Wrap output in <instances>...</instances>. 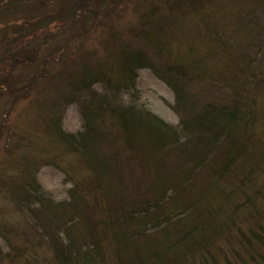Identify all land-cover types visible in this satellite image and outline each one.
I'll return each instance as SVG.
<instances>
[{"label": "trees", "instance_id": "16d2710c", "mask_svg": "<svg viewBox=\"0 0 264 264\" xmlns=\"http://www.w3.org/2000/svg\"><path fill=\"white\" fill-rule=\"evenodd\" d=\"M138 1L135 25L103 42L107 62L94 60L71 75L48 79L49 59L85 34L87 13L96 15L114 0L69 2L66 15L78 22L77 34L71 31L44 53L31 20L28 34L22 26L17 33L19 45L2 47L0 62L10 47L16 50L7 59L14 75L0 78V99L27 98L40 79L52 83L53 116L46 117L54 126L46 133L83 162L87 179L73 180L69 198L55 202L26 161L24 181L8 192L25 227L14 225L8 256L14 264H264V132L253 133L264 120V18L234 14L227 22L225 0ZM229 1L238 11L239 4L264 8V0ZM172 14L201 22L192 24L196 34ZM173 26L190 35L187 45L166 32ZM214 26L215 35L206 37ZM225 27L230 34L220 36ZM42 57L41 70L35 69ZM141 68L173 91L177 125L136 100L123 101ZM72 103L83 121L76 133L64 131L57 114ZM124 158L140 168L128 177L137 179L128 189ZM43 246L51 254L40 260Z\"/></svg>", "mask_w": 264, "mask_h": 264}, {"label": "rangeland", "instance_id": "374dc122", "mask_svg": "<svg viewBox=\"0 0 264 264\" xmlns=\"http://www.w3.org/2000/svg\"><path fill=\"white\" fill-rule=\"evenodd\" d=\"M14 1L16 0H0V56L3 54L2 49L4 48L2 47H6V44H14L15 46L18 41L20 42L21 39L19 40L17 33L22 30L21 26L24 28L23 34H28L29 29L26 22L29 20L32 22V28L36 27L39 41L43 42L44 49L42 53L47 51L50 45H62L71 31L77 34L78 22L72 24L69 22L70 18L66 15L68 10L71 9L69 2L72 0H21L16 5ZM151 1L148 0V3H151ZM160 1L156 0V3L159 2L160 5L164 2V0ZM139 5L138 0H114L112 4H109L107 8L104 6L96 15L87 13L84 16L87 30L85 34L72 39L70 47L61 55H58L59 57L55 58L56 60L49 59L50 62L47 65L48 79L56 75H71L75 69L79 70L80 67L86 65L92 66L94 60L96 62L99 59H104L107 62L106 54L109 53L104 52L103 42L113 31L125 32L130 25H135L139 11L137 6ZM222 5L225 6V11L229 13L223 17L226 18L227 22L230 21V17L234 14H236V17L241 14L243 20L247 17H252L254 14L259 15V18H264L262 13L264 8L261 7V3L251 5L245 10L246 5L242 6L239 4L237 8L241 11L230 8L233 3L229 0H225ZM241 6L242 8H240ZM167 7H164L166 8L165 12L169 9ZM172 15L175 16L178 24H182L185 30L192 24L193 26H200L201 22L199 23V21L190 20L189 22L186 18H183V21L180 18L183 14H179L180 16ZM218 17L220 16H216V18ZM207 23L210 24L211 22L208 21ZM15 26L19 28L15 29ZM176 26L168 28L166 32L169 35L173 33L178 36L179 40L176 41V44L187 45L190 35L188 33L185 35L183 31L180 33ZM193 26L190 27L191 35L196 34L195 30L198 29V27L194 29ZM263 26L264 22L262 21ZM209 28L211 31L208 29L206 37L214 36L215 30H217L215 26L213 29ZM231 30L230 27H225L224 31L219 28L218 33L220 36L223 34L229 35ZM202 33L205 34L203 28ZM46 34L49 36L46 37ZM19 42L18 45L20 44ZM199 42L205 43L202 40H199ZM15 50V47H10L7 51H9V54H14ZM42 53L40 54L42 55ZM9 56L6 57V61L0 62V78H3L6 72L9 73L10 71L14 75V68H10L8 65L9 61L7 62ZM42 59L43 57L37 61L36 64L38 66L35 64V69L41 70ZM19 70L21 68L16 71L19 72ZM27 72L30 75L33 70L29 69ZM54 81L52 82L54 83ZM60 83L62 84V82ZM51 84H48L46 80L40 79L37 86L29 92L27 98L15 99L14 95L5 94L0 99V264H14V261L10 259L11 256H8L11 244L14 245V235L11 232L14 230L15 224H18L21 229L25 228L21 212L17 210L8 192L14 187V182L24 181L28 168V166H25L26 161L28 165L33 167L42 190L55 202L69 198V190L74 186L73 180L81 178L82 181H87L85 179L86 170L82 168L84 166L83 162L81 160L78 161L77 157L68 153L61 144L53 143L50 140V136L46 133L48 128L54 126V123L48 118L53 116V112L50 110L54 108V98L56 97ZM94 88L98 91L102 90L100 85H95ZM1 89L3 90L4 87H1ZM130 93L123 95L125 103L136 100L138 106H144L169 124H178L179 117L172 108L175 102L174 93L153 74L151 69L141 68L138 71L135 88L132 90V94ZM60 106L57 114L63 116L62 129L72 133L82 130L83 121L79 104L72 103ZM40 116L43 118H40ZM257 128L259 132H257ZM262 129H264V120H257L253 133L260 134L264 132ZM51 133L53 134V131ZM261 137L264 139L263 134H261ZM256 138L257 136H255ZM122 163L124 164L122 170H125L124 175L127 183L125 187L126 189L132 188L133 183L137 184V179L131 181L129 180L131 178L128 177H131L133 170L138 171L140 168L128 165L125 158ZM133 175L135 176V174ZM118 185L120 184L118 183ZM50 254L51 251L43 246L40 249L38 258L40 260L43 257L50 258Z\"/></svg>", "mask_w": 264, "mask_h": 264}]
</instances>
